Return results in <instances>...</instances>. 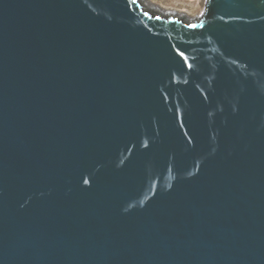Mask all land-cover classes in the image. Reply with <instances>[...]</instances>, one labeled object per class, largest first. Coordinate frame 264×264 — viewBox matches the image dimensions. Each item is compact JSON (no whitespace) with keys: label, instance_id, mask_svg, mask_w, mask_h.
<instances>
[{"label":"water","instance_id":"95a60500","mask_svg":"<svg viewBox=\"0 0 264 264\" xmlns=\"http://www.w3.org/2000/svg\"><path fill=\"white\" fill-rule=\"evenodd\" d=\"M0 264H264V0H0Z\"/></svg>","mask_w":264,"mask_h":264},{"label":"rangeland","instance_id":"374dc122","mask_svg":"<svg viewBox=\"0 0 264 264\" xmlns=\"http://www.w3.org/2000/svg\"><path fill=\"white\" fill-rule=\"evenodd\" d=\"M206 0H146L151 7L176 10L188 18L199 16L204 10Z\"/></svg>","mask_w":264,"mask_h":264},{"label":"bare ground","instance_id":"6f19581e","mask_svg":"<svg viewBox=\"0 0 264 264\" xmlns=\"http://www.w3.org/2000/svg\"><path fill=\"white\" fill-rule=\"evenodd\" d=\"M144 1L146 2V0H144ZM146 4H147L148 6L151 7L150 3L146 2ZM152 7H153V6H152ZM154 7H155V6H154ZM191 18H194V17H191Z\"/></svg>","mask_w":264,"mask_h":264}]
</instances>
